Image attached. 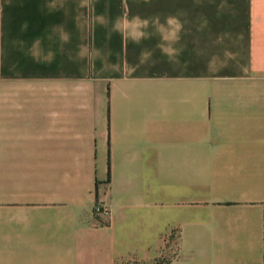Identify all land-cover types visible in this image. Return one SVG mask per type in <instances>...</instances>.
<instances>
[{
  "label": "crops",
  "instance_id": "0c3cea01",
  "mask_svg": "<svg viewBox=\"0 0 264 264\" xmlns=\"http://www.w3.org/2000/svg\"><path fill=\"white\" fill-rule=\"evenodd\" d=\"M0 264H264V0H0Z\"/></svg>",
  "mask_w": 264,
  "mask_h": 264
},
{
  "label": "built area",
  "instance_id": "2783aa9c",
  "mask_svg": "<svg viewBox=\"0 0 264 264\" xmlns=\"http://www.w3.org/2000/svg\"><path fill=\"white\" fill-rule=\"evenodd\" d=\"M93 215L98 220H106L108 218V209L104 203L98 202L93 208Z\"/></svg>",
  "mask_w": 264,
  "mask_h": 264
}]
</instances>
